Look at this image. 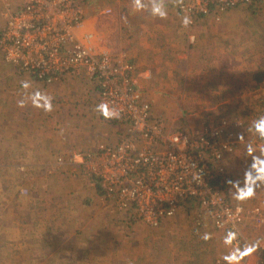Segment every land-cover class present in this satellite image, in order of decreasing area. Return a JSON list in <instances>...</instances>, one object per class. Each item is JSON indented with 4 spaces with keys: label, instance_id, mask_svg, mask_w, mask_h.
<instances>
[{
    "label": "rangeland",
    "instance_id": "obj_1",
    "mask_svg": "<svg viewBox=\"0 0 264 264\" xmlns=\"http://www.w3.org/2000/svg\"><path fill=\"white\" fill-rule=\"evenodd\" d=\"M92 1L112 10L108 15L103 11L101 20L109 22L113 34L118 26L111 22L117 19L113 10L118 9L129 18L128 31L136 33L123 40L117 37L112 48L101 44L102 39L86 23V4ZM116 1L88 0L83 5L82 32L93 36L98 50L108 48L135 66L137 85L167 126L189 131L223 126L220 140L231 137L234 143L233 151L222 156L225 180L229 181L226 196L232 202L239 191L249 194L255 190L258 204L241 205L247 210L259 207L264 216V125L259 132L253 127L264 118V76L258 80L264 74V7L231 9L219 21L200 17L190 24L178 10V0ZM19 2L0 0V32ZM139 45L147 47L146 51ZM1 61L10 69L0 63V264L257 263L264 222L257 225L254 215L246 221L249 229L243 227L242 232L251 248L232 253L227 235L197 204L199 214L187 212L183 204L158 227L130 210H118L98 181L70 156L76 149L95 150L99 143L92 139L96 144L88 149L68 146V128L73 124L76 133L72 136H77L73 144L92 135L80 111L86 103L90 121L102 128L95 93L81 80L91 87L92 83L74 73L49 85L8 63L0 50ZM136 63L146 70L141 78ZM83 91L86 100L69 101L70 94L81 99ZM56 92L67 95L60 105L53 101ZM96 129L101 135V129ZM109 130L111 127L110 134ZM31 138L38 143L28 145ZM116 139L111 141L107 134L106 141L100 142L115 144ZM53 140L56 146L62 144L56 147L60 154L48 157L47 144ZM213 179L217 185V175Z\"/></svg>",
    "mask_w": 264,
    "mask_h": 264
},
{
    "label": "built area",
    "instance_id": "obj_2",
    "mask_svg": "<svg viewBox=\"0 0 264 264\" xmlns=\"http://www.w3.org/2000/svg\"><path fill=\"white\" fill-rule=\"evenodd\" d=\"M87 1L20 0L0 32L5 60L49 85L74 73L92 83L98 114L117 126L119 140L101 142L95 150L76 149L70 156L98 181L118 210H130L158 227L194 198L227 235L232 253L251 248L242 234L244 224L254 215L261 226L264 216L259 207L247 210L226 196L229 181L222 156L233 151L232 138L220 140L223 126L190 131L167 126L137 85L135 66L108 48L98 50L93 36L82 32ZM178 1V10L190 24L200 17L219 21L231 9L264 7V0ZM111 12L106 8L103 13ZM216 175L217 185L213 184Z\"/></svg>",
    "mask_w": 264,
    "mask_h": 264
},
{
    "label": "crops",
    "instance_id": "obj_3",
    "mask_svg": "<svg viewBox=\"0 0 264 264\" xmlns=\"http://www.w3.org/2000/svg\"><path fill=\"white\" fill-rule=\"evenodd\" d=\"M123 1H126V0H123ZM116 2H118V4L120 3L119 0L116 1ZM86 5H87L86 6V9H87V13H86V23H87V27H88V29L92 33H95L96 35L99 36L100 39H102L101 40V44H103L105 46H109V47L115 46V40H116L117 37L120 40H123L124 38L125 39L129 38L128 37L129 35H131V34L134 35V33H136L135 31H128L126 23L129 20V18L128 17H123L119 9L118 10H113L114 17H116L117 19H115L114 21H111V22H114V23L117 22V24H118V26L116 27V29L114 28V31H115L116 34L115 33L113 34V32L109 30V27H108L109 22H107L106 20H101V17L104 16L103 13H102L104 11L103 6H105V7H108V6L102 5V4L95 5V4H93V1H92V4H91V2H89V4H86ZM148 12H150V11H148ZM121 36H123V37L121 38ZM119 39H117V40H119ZM133 41H136V37L135 36H133ZM138 42L141 43V44L142 43H145L144 41H138ZM146 43H147V41H146ZM139 46H140V50L146 51L147 47H144L143 45H139ZM0 63L2 64V66H5L6 67L5 68L6 70H9L10 69V66L9 65H6L5 63H3V61H1ZM136 66L138 67V70L136 69V73H137V75L140 74V78H141L142 72L143 71H146V70H144V67L143 66L141 67L140 64H137ZM13 70H14V68H13ZM138 71H139V73H138ZM69 79H71V78L69 77ZM81 82H82V85L84 87H86V88H88V87L90 88L91 87L85 81L81 80ZM89 91H90V89H89ZM63 92L66 93V89H64ZM12 93L14 94V92H10V94H12ZM16 93L20 97H22V96L25 95V92H16ZM65 93L63 94V93L60 92V94H59V93L56 92V96H54V100L53 99L52 100L53 101H56V103L59 102V105H60L61 102H63L62 100H64V99L67 98L66 97L67 95H65ZM90 93L94 94L95 92H94V90H91ZM77 94H79V92H77ZM81 94H82V98L81 99H77V97L75 96L76 94H70L69 95V101L70 102L71 101H74V99H76V100H86L87 97H84V91L81 92ZM94 96L97 99L96 93H95ZM32 99L34 101V99H38V98H33L32 97ZM12 100H14V99H12ZM27 100H28V98H27ZM78 103L81 104L79 101H78ZM87 105L88 104L86 103L85 106L83 107V109H81L80 111H81V115L82 114H85L86 115V116L85 115H82V116L85 117V120L88 122L86 124V127H87L88 131L92 133V135H86L85 136V141H82V142H79L78 141L79 144H73V143H75L77 141L76 140L77 139V136H76V139L72 136L74 133H76L75 132L76 125L73 124V125H71L68 128L69 129L68 134L70 133L69 134V137H68V134L66 135V138L68 137V140H69V143H70V144H68V146H70V147H75V146L83 147L84 146L83 148H87L88 149V148H91V146H94L96 144L94 141L92 143V139H94L97 142L101 143L100 141H106L105 138H106L107 134L109 135V138H110L111 141L117 140L116 138H119V135H120V131L117 128V126L111 125V124L109 125L108 123H106L100 117V115L98 114L97 109H96V111H97V115H98V120L101 121L102 128L100 126H99L100 128H97V126H94L93 125V122L90 121L91 119H89V116L90 115H87L88 114L87 108L90 107V106H87ZM96 120H97V117H96ZM103 124H104V126H103ZM109 127H111V130H109L110 131V134L107 133ZM95 129L96 130L101 129V135H99L100 133H97V131H95ZM61 131H63V129H61L58 133H60ZM104 135H106L105 138L103 137ZM88 139L90 140V142L88 141ZM27 142H28V145L30 144V145L34 146V145H36L38 143V140L35 141L34 139L31 138V139H28ZM56 142L57 141L53 140L49 144H47V147H48V150H47L48 157H53L54 155L56 156L59 153V150L60 149H56V147L62 146V144L56 146L57 145ZM99 143H97L96 146ZM31 149H32L33 152L39 153V151H38L37 148L32 147ZM32 151L30 150L28 152L29 153H32ZM55 153H57V154H55ZM254 191H251V193H249V194H245V193H242L241 191H239L238 192V197L231 198L233 200L232 202L235 203V204H238V203L239 204H241V203L242 204H246V206H250L251 207L252 205H247V204H249V203L250 204H254L255 203V197L258 196V194L255 193ZM241 194H243V197H241ZM255 204H258V202H256ZM249 227H250L249 223L246 222L244 224V229L245 230L246 229H249ZM261 240H264V234H263V237H262ZM252 243L254 245H258L257 243H254V241H252ZM263 247H264V241L259 245V247L257 248V251H258V249L261 250V248H263ZM257 251L255 252V255H256ZM253 257H255V256L253 255L251 257V259Z\"/></svg>",
    "mask_w": 264,
    "mask_h": 264
},
{
    "label": "trees",
    "instance_id": "obj_4",
    "mask_svg": "<svg viewBox=\"0 0 264 264\" xmlns=\"http://www.w3.org/2000/svg\"><path fill=\"white\" fill-rule=\"evenodd\" d=\"M263 76H264V74L260 75L258 80L259 81L263 80V78H262ZM183 204H182L183 206L186 205L187 212H189L191 210H196L199 214L198 206L200 207V205L198 204V201L196 199H194V198L187 199ZM195 204H197L198 206L196 207ZM256 264H264V247L261 249V251L259 253L258 261Z\"/></svg>",
    "mask_w": 264,
    "mask_h": 264
},
{
    "label": "clouds",
    "instance_id": "obj_5",
    "mask_svg": "<svg viewBox=\"0 0 264 264\" xmlns=\"http://www.w3.org/2000/svg\"><path fill=\"white\" fill-rule=\"evenodd\" d=\"M157 11H159V10L157 9ZM185 22L187 23V21H185ZM262 125H264V118H262V119H260L259 121H257V122L253 125V127L259 132V131H260V128H261ZM261 134L264 135V133H261ZM249 151H250V152L252 151L251 147L249 148ZM257 178H260V177H259V174H257Z\"/></svg>",
    "mask_w": 264,
    "mask_h": 264
}]
</instances>
